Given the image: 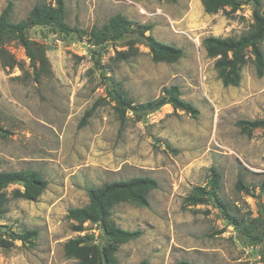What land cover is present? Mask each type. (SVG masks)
Masks as SVG:
<instances>
[{
    "label": "rangeland",
    "instance_id": "rangeland-1",
    "mask_svg": "<svg viewBox=\"0 0 264 264\" xmlns=\"http://www.w3.org/2000/svg\"><path fill=\"white\" fill-rule=\"evenodd\" d=\"M10 1L14 23L25 19L35 4L52 5V0ZM64 4L71 28L99 29L118 14L132 22L133 31L123 40L93 47L86 37L34 27L27 30L34 69L14 37L0 35V171H36L46 181L35 202L11 197L14 189L21 190L19 185L6 189L0 264H76L63 253L69 239L85 238L102 247L99 227L86 222L75 232L67 210L88 203V188L133 177H149L157 188L148 194L147 208L121 203L111 209L109 224L141 232L117 245V264H264V193L259 189L264 128L246 136L235 126L239 120L264 122V75L256 77L247 53L239 85L223 87L201 44L208 36L246 33L252 24L249 1L239 0L233 14L224 8L214 15L205 14L199 0ZM5 5L0 0V13ZM139 26H150L145 35L181 49L182 57L174 64L153 63L137 36ZM260 46L264 52V41ZM113 86L136 105L158 98L163 87L176 86L198 116L192 119L164 105L138 120L127 113L121 126L106 95ZM211 167L220 174L218 200L238 228L211 201L186 205L194 188L207 189ZM238 179L245 191L236 188ZM30 230L37 232L30 243L9 238Z\"/></svg>",
    "mask_w": 264,
    "mask_h": 264
},
{
    "label": "trees",
    "instance_id": "trees-1",
    "mask_svg": "<svg viewBox=\"0 0 264 264\" xmlns=\"http://www.w3.org/2000/svg\"><path fill=\"white\" fill-rule=\"evenodd\" d=\"M167 3H175L176 0H159ZM203 12L207 15H214L224 8H228L230 14L235 13L239 8V0H199ZM251 5L250 29L238 37H214L208 36L201 42L206 57L213 60V69L217 73L223 87H237L240 82V71L248 59L247 53L252 61L254 72L257 78L264 75V52L261 43L264 41V4L261 0H248ZM13 4L6 0V5L0 13V35H9L22 46L25 56L29 59L34 69L35 50L27 38V30L34 27L52 28L62 36L75 34L79 39L87 38L88 43L93 47L102 46L107 42L123 40L132 32V22L121 15L112 16L101 28H91L88 32L80 31L77 28L69 27L65 22L64 0H52V5L35 4L26 18L14 23L11 21ZM150 26H139L137 36L141 43L148 49L153 63L174 64L182 57V50L172 45H167L155 40L150 34ZM116 56L125 59L126 56L116 53ZM161 95L153 100L135 104L127 94L118 87L113 86L107 89V97L115 104V109L122 126L126 120V114L131 113L137 120L153 113L164 105H169L172 110L181 111L192 119L198 116V110L189 102L181 98L180 91L176 86L163 87ZM96 102L87 110L79 127L86 124L87 119L94 111ZM235 126L246 136L257 128H264V122L239 120ZM0 132L1 129H0ZM11 185H19L21 190L14 189L11 193L13 199H23L35 202L43 193L46 181L36 171H0V215L6 212L8 198L5 191ZM207 189L196 187L193 194L186 198L187 206L203 204L206 200L219 205L226 217L228 224L235 228L239 227L236 219L231 218L226 206L218 200L217 194L220 189V174L211 167L209 168V179ZM157 188L155 180L149 177H133L124 181L103 183L99 187L86 190L88 203L84 207L71 208L67 210L66 218L76 223L73 230L81 231L83 223H91L99 227L104 244L102 247L90 245L85 238L69 239L63 245L64 256L76 260V264H117L114 253L117 245L133 241L141 236L140 231H126L108 223L111 209L121 203H128L138 208L148 207V194ZM238 190H244L241 181L236 182ZM260 192L264 193V179L259 186ZM245 234V233H244ZM37 236V232L30 230L25 236L9 234L12 241H20L22 244L30 243ZM1 243H5L1 240ZM139 264H149L141 261ZM177 264H191L180 261Z\"/></svg>",
    "mask_w": 264,
    "mask_h": 264
}]
</instances>
